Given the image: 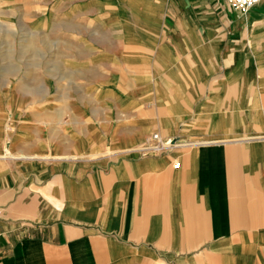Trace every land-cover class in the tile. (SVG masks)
Masks as SVG:
<instances>
[{
  "label": "crops",
  "instance_id": "crops-1",
  "mask_svg": "<svg viewBox=\"0 0 264 264\" xmlns=\"http://www.w3.org/2000/svg\"><path fill=\"white\" fill-rule=\"evenodd\" d=\"M162 8L159 73L126 68L131 94L49 96L47 130H8L0 88V264H264V0ZM147 87L186 104L153 132ZM154 133L179 146L143 154Z\"/></svg>",
  "mask_w": 264,
  "mask_h": 264
},
{
  "label": "rangeland",
  "instance_id": "rangeland-1",
  "mask_svg": "<svg viewBox=\"0 0 264 264\" xmlns=\"http://www.w3.org/2000/svg\"><path fill=\"white\" fill-rule=\"evenodd\" d=\"M165 2L0 0V88L12 91L16 96L14 105L21 111L3 110L1 117L6 119L7 129L37 122L47 130L51 120L35 109L45 105L49 96L68 93L86 98L118 97L134 90L126 83V68H139L138 73L144 77L158 74L155 49L163 41L162 7ZM147 41L154 47L148 49ZM113 71L120 72L123 79L112 84L109 79ZM138 79L142 82L141 74ZM140 86L138 91L143 90ZM142 93L146 94V89ZM147 95L150 107L144 105L149 109L147 114L153 125L162 113L168 116L166 121H172L176 111L186 106L174 101L155 102L156 96L161 98L156 87L148 89ZM162 95L163 99H171L167 91ZM160 106L163 112L158 110ZM129 115L113 109L114 124ZM151 130L161 129L154 125ZM75 155L83 159L96 154L80 152Z\"/></svg>",
  "mask_w": 264,
  "mask_h": 264
},
{
  "label": "built area",
  "instance_id": "built-area-1",
  "mask_svg": "<svg viewBox=\"0 0 264 264\" xmlns=\"http://www.w3.org/2000/svg\"><path fill=\"white\" fill-rule=\"evenodd\" d=\"M229 4L234 10L245 15L250 10H252L256 5H258L262 0H221ZM175 146H179L177 141L172 142L171 140H164L159 133H154L150 141L143 146L140 151L143 154H148L150 152L162 153ZM176 167H179L180 164L176 163Z\"/></svg>",
  "mask_w": 264,
  "mask_h": 264
},
{
  "label": "bare ground",
  "instance_id": "bare-ground-1",
  "mask_svg": "<svg viewBox=\"0 0 264 264\" xmlns=\"http://www.w3.org/2000/svg\"><path fill=\"white\" fill-rule=\"evenodd\" d=\"M148 5V4H147ZM137 16V15H136ZM138 19H140V18H138ZM140 21H142V19L140 20ZM10 120V119H9ZM77 155H73V156H71V157H76Z\"/></svg>",
  "mask_w": 264,
  "mask_h": 264
}]
</instances>
